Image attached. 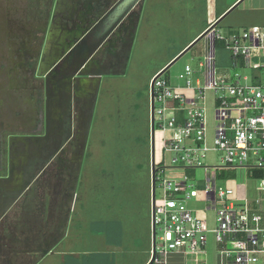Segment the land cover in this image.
I'll list each match as a JSON object with an SVG mask.
<instances>
[{
  "label": "rangeland",
  "instance_id": "374dc122",
  "mask_svg": "<svg viewBox=\"0 0 264 264\" xmlns=\"http://www.w3.org/2000/svg\"><path fill=\"white\" fill-rule=\"evenodd\" d=\"M49 1L0 0V175L9 174L10 179L12 175L16 176L20 172L13 169L10 162L13 153L17 154L20 148L13 150V141L19 138H9V136L37 133L36 124L38 125L39 118H43L44 106L40 105V97L44 99L45 88L44 85L37 83L36 77L48 79L56 75L58 69L62 71L60 69L62 63H60L56 68L48 70L45 75L39 74L46 58L44 49L51 27L49 26L47 36L45 35L46 39H43V46L42 43L40 44L42 37L39 32L41 33L43 28L39 26L41 23L39 19L43 17L40 14L43 15L46 7L50 8L47 6ZM50 3L51 8L53 7V19L50 25L54 23V29H57L59 35L57 34L56 38L50 41L49 56L54 54L53 47L57 44L56 41L62 40V0H51ZM174 4L175 0H143V4L140 5L141 17L133 42L127 51L126 62L121 65L123 66L121 69L126 72L125 75L106 77L94 101L92 114L79 112V116H76L77 121L73 120V124L69 126L72 138H68L71 150L66 156V163L72 162L73 158L75 161L74 148L76 151L79 148L83 154L78 160L82 158L84 164L82 173L79 172L80 176L78 175L76 180L74 177L78 172L74 170L62 172L60 179L62 184L65 181L68 187L75 182L78 189L75 190L76 195L74 191L68 190L67 196L66 193L62 196L64 198L74 195L73 199L62 200V217L57 220L61 223L60 228L55 230L56 225L51 227L53 229L50 235L55 242L50 246L53 247L58 242L60 244L51 251L52 253H45L46 250L40 245L42 236L39 235V231H42L39 228L42 216L36 214L33 217L38 224L33 226V235H30L35 242V250L26 251L27 248L32 247L30 237L26 249L25 244L11 249L5 243L2 247L0 245V264H26L27 261H32V264H142L143 261H147L149 245L146 246L143 242H130L133 235L129 233L132 223L136 222L138 225L139 218L144 216L149 199V164L152 155V129L148 115L149 83L151 77L169 61L172 55L200 32L202 29L200 24L203 22L200 13H190L181 10L179 6L175 8ZM246 18L239 11L232 13L220 25L221 34L226 37L242 35L248 29H243V25L239 26L237 22L241 20L243 23ZM259 19H264V16H260ZM37 20L39 21L36 23ZM258 24L264 26L262 20H259ZM205 45L204 38L169 68L162 78L169 79L175 86H181L184 83L178 76L184 71L185 66L189 65L199 72L198 78L204 86L205 81L201 72L203 68L200 63L204 62L206 57ZM39 53L38 61L36 59ZM253 55L255 74L264 83V50L253 51ZM216 57L217 76L224 78L230 85L235 84L238 79L236 73L241 74L242 71L232 66L231 54L219 45ZM35 65L36 73L33 69ZM53 87L57 89L55 84ZM47 92L48 90L46 94ZM53 92L56 95L55 90ZM183 94L191 96L192 92L184 90ZM215 99L214 91H206L205 118L209 146L213 143L216 123H221L219 113H215L217 107ZM88 101L90 100H87L86 104ZM27 116L31 120L23 123ZM165 132L169 137L171 131L167 129ZM162 139V132L156 129V165L159 167L163 162L162 167L168 166L163 169L161 177L168 180H182L188 177L190 182L197 183L199 190L203 189L206 173L201 169L172 168L171 160L174 153L164 150ZM31 140L35 142L39 139L33 137ZM21 142H28V138H21ZM219 155L208 153L202 162L205 166L220 165L217 157ZM1 164H4L5 168ZM257 171L252 170L246 174L244 170L235 172L223 169L218 170L215 176L218 186L223 189L233 187L236 190L238 187V195L243 192V195L245 193L250 200H253L259 195L264 196L256 190L261 184V179H255L253 176ZM31 172L35 177L38 174ZM52 174L54 175L53 171L46 172L37 180L45 196L53 195L55 190L56 178H53ZM7 181L9 178L5 184L0 183V189L5 187L7 193L13 190L16 184L19 185L21 192L28 189V185L25 184L29 181V177L25 175L16 184L15 180L10 184ZM37 194L40 193L35 191L33 195L38 196ZM76 197L77 214H75ZM187 204L190 208L206 214L207 226L210 230L217 227L216 214L214 211H206L207 206L202 193H200V201L194 199ZM110 225L117 230L115 231L117 235L107 234L106 230ZM125 228L127 233L123 235ZM19 232L17 234L24 238L22 234L26 231L19 230ZM132 233L135 235L137 230ZM15 234L11 235L13 240ZM59 237L63 241H59ZM110 245H118L121 248L113 251ZM47 246L46 244L45 247ZM141 247H147L148 252L144 253ZM219 250L221 247L218 246L215 235L208 234L204 255L182 256V259L174 256L173 264H218Z\"/></svg>",
  "mask_w": 264,
  "mask_h": 264
},
{
  "label": "built area",
  "instance_id": "2783aa9c",
  "mask_svg": "<svg viewBox=\"0 0 264 264\" xmlns=\"http://www.w3.org/2000/svg\"><path fill=\"white\" fill-rule=\"evenodd\" d=\"M208 38L212 46L207 48L205 60L200 63L204 86L195 78L199 72L190 66L178 76L183 86H174L158 74L151 80L150 107L153 90L155 126L161 132L171 131L169 137H163L164 150L174 153L171 167L204 169L208 175L204 188L199 190L197 183L190 182L188 177L163 179L161 173L168 166L159 164L155 200L152 198L156 242L147 264H167L166 257L171 253L204 255L208 234H214L221 247L218 264H264V196L253 200L240 196L238 187L236 190L218 186L215 176L223 169L244 170L246 174L264 170V83L247 72L254 69L253 51L264 50V26L228 37L212 30ZM216 39L225 42L231 57L242 65L235 84L230 85L217 76ZM184 90H191L192 95H184ZM206 91H214L215 113L221 118V123H216L211 146L206 135ZM208 153L220 154L217 156L220 165L205 166L202 160ZM256 190L264 194V180ZM200 193L206 211L216 214L215 229L208 228L203 211L187 204L194 199L200 201Z\"/></svg>",
  "mask_w": 264,
  "mask_h": 264
},
{
  "label": "crops",
  "instance_id": "0c3cea01",
  "mask_svg": "<svg viewBox=\"0 0 264 264\" xmlns=\"http://www.w3.org/2000/svg\"><path fill=\"white\" fill-rule=\"evenodd\" d=\"M142 4H143V0H62V29L64 30V26H65L66 29L71 32L75 30L74 35L82 36V38H87L88 34H90V32H93L91 35L95 45L92 44L93 45L92 47L93 48L96 47L95 51H91L90 48L88 49V53H90L91 56V61L88 63L86 68L83 69L84 75H82V77H79L77 79V83L75 84V92L78 98L81 100L80 101L81 103L89 96H92V98L97 97L98 91H100L101 86L106 77L108 76L120 77L125 75L126 72L121 69L123 67L121 66V63L117 65L115 64V62H113V60L115 59L114 54L109 55V48L108 47L106 48L107 44L105 43L114 35H116L115 47H117L119 51L122 50V54H121L123 56L122 60L126 62L127 51L133 42V37L135 36V31L138 26V22L140 21V17H141L140 5ZM176 6H179L181 10H185L190 13H200L201 19L203 20V22L200 24V28L202 29L197 35H195L192 39H190L186 43V45L183 46V48H181L180 50H178L177 53L172 55L169 61L165 65H163L151 77L149 83V91H150L151 80L157 74L162 72L164 68L167 66L164 71V73H166L167 70H169V68H171L182 56H184L190 49H192V47H194L200 40L205 38L206 51L207 48L211 49L212 42L208 38L209 32L211 30H215L219 34H221L222 32L219 29L220 25L224 20H226L230 15H232V13L239 11L242 15H245L247 17L246 20L243 21V23L241 20L237 22L239 26L243 25L242 26L243 29H251L252 27L260 26L258 24L259 20H262V22H264L263 21L264 19H259L260 16H264V14H260V13H264V0H175L174 7L176 8ZM80 7H81L80 9L81 11L79 12V14L74 15L72 18L64 19V13L66 10L69 9L75 12ZM133 12L135 13L132 16ZM95 27H97V29L93 31ZM197 38L198 40H196ZM195 40L196 42H194ZM191 44L192 46L189 47ZM187 47H189L190 49L189 48L186 49ZM185 49H186V53L178 57ZM80 50L82 52L84 51V48H81ZM112 50H116V49L114 48ZM113 52L114 51H112V53ZM97 54L99 55L97 56ZM96 56L99 59H110V60L112 59L110 67H108L106 70H102L101 69L102 62L101 60H96ZM232 64L234 68H240L242 66L239 60L234 61ZM118 70H120V72H118ZM247 72L250 74V76L257 77V74H255L256 70L249 69L247 70ZM163 74L161 76H163ZM195 76L197 77L196 79H198V73ZM166 80H168V82L171 83L169 79ZM171 84L173 85V83ZM186 92L188 91L186 90ZM148 115H149V125L151 127L150 92H149ZM162 134L163 137L167 136L166 132H162ZM155 161H156V155H155ZM83 164L84 161L81 165V173H82ZM156 168L158 169L159 167H157L156 165ZM201 170L206 173V178L203 180L205 183L208 172L204 169ZM76 189H78V186H76ZM240 196H247V195L245 193L243 195V192H241ZM59 198L60 197H57L56 199V197H53L51 199L47 195L46 196L44 195V197L41 198L35 195H31L30 198L26 200V205H22L20 204L17 196L6 195L4 197L2 195L0 197L1 247L5 243L8 244V247H11V249L17 247V245L19 246L25 244V249H26V246H28L26 244L27 242L29 243V237H30L32 247L31 249L27 248L26 251L30 250L31 252H33L35 250L34 248L35 242L30 235H33L32 234V232L34 231L33 226H35V224H38L36 219H34L33 217V215L37 214L42 216L41 220L39 221V225H40L39 228L42 229V231H39V235L42 236L40 242L41 248L43 250H46L45 251L46 254L47 252L53 251L54 248L60 244L58 242L55 243L53 247L50 246L51 243L55 242L53 241L54 239L53 236L50 235L51 229H53L51 227H54L56 225L54 228L56 230L59 229L61 225V223L57 221L59 217H62V200ZM148 198L149 199L146 205V212L144 216H142V218H139L140 221L138 225L136 224V222L132 223V225L130 226L131 233H129L133 235L132 240L130 239V242L132 241L133 243L135 241L136 243L143 242L144 244H146V246L149 245L148 259L147 261H143L142 264L148 263L151 257V249L153 246L151 159L149 164ZM76 209H77V197L75 204V212H76L75 214L78 213ZM24 217H26V219H24ZM20 219L22 220V225L19 224ZM136 226H138L139 228H137ZM126 229L127 228L124 229L125 234L123 235H126L127 233ZM19 230H21V232L26 231L24 232V234H22L24 238L20 237V235L17 234L20 233ZM136 230L137 233L134 235L132 232ZM106 231H108L107 232L108 235L114 236V234H116L115 231L117 230H115L112 227V225H110ZM12 234H15L14 240L11 237ZM138 237L139 239L137 240ZM58 240L63 241L61 240L60 237L58 238ZM45 243L48 245L47 247H45L46 245ZM110 247L112 248L113 251L121 248V246L118 245H110ZM141 250L144 251V253L148 252L147 247H141ZM174 256H178L179 258H181L182 256L187 257L184 254H174V255L169 254L166 257L167 264L174 263L173 261ZM16 261L19 262L18 260ZM26 264H32V261L31 262L27 261Z\"/></svg>",
  "mask_w": 264,
  "mask_h": 264
},
{
  "label": "flooded vegetation",
  "instance_id": "af4514ba",
  "mask_svg": "<svg viewBox=\"0 0 264 264\" xmlns=\"http://www.w3.org/2000/svg\"><path fill=\"white\" fill-rule=\"evenodd\" d=\"M51 1V0H50ZM47 3V6L50 8L48 9L46 7V10H44L43 15L40 14L41 17L39 20L41 21L40 25L41 33L39 32V35L42 37V42L46 39L48 28L50 26V23L53 19V7L51 8V3ZM81 7L76 10L75 12L73 10H66L64 13V19L72 18L74 15L79 14ZM62 13V12H61ZM135 12L132 13V16ZM35 21L36 23L39 21ZM97 27L94 28L93 31H95ZM211 32V31H210ZM209 32V33H210ZM93 32H90L88 34L87 38L80 43V45L83 47L85 44L87 45L88 49L90 48L91 51H95L96 47H92L95 45L92 34ZM46 35V36H45ZM45 37V38H44ZM44 39V40H43ZM116 35H114L112 38H110L105 44H107L106 48H109V55L114 54L115 59L113 62L115 64L121 65L123 64L122 60V50L119 51L116 45ZM44 46V43H42ZM93 44V45H92ZM42 46V47H43ZM81 47V48H82ZM98 48V47H97ZM116 50H112V49ZM93 49V50H92ZM80 49L78 51H72L71 53H68L66 57L62 60V71L59 69L56 72V75L51 76L50 78H37V83H40L44 85L45 88V96L44 99L40 97V105L43 104L44 106V114L43 118H39L38 125L36 124V127L38 126L37 133L32 134H26V135H11L9 138L12 137H18L19 139L13 141V150L20 148V151L17 152V154L13 153V159L11 162V167L15 170L20 171L18 175L13 176L10 179L9 174L8 175H0V183H4L9 178V181H7L9 184L15 180V184L21 180V177L25 175L26 177H29V181L26 182L25 186L28 185V189L24 192H21L19 189V185L16 184L14 186L13 190H9L10 192L7 193V190L5 187L0 189L1 195L4 197L6 195L11 196H17L20 204L26 205V200L30 198L31 195L35 194V191L40 193L37 194V197H44V194L42 193V189L38 183V178L41 177L44 173H48L50 171L54 172L53 178H56L55 185H54V192L53 195H48L51 199L53 197H60L61 200H70L73 199L74 195L72 197H62L68 190L74 191L76 190L77 184L74 182L71 186L69 185L67 187L65 181H63L62 184V172H68L71 170H74L75 172H78L76 175L75 180L78 179L77 176L79 172L81 173V165L83 163L82 158L78 160V157L80 158L82 156V150L78 148L76 151V148H74L73 155L76 156V159L74 161V158L71 159L72 162L66 163L67 159L66 156L69 154V151L71 150L70 142L68 140L69 137H71V134L69 131V126L77 121L76 116H79V112H83L84 114L87 113V115L92 114L93 107H94V101L96 97L92 98V96H89L87 99L83 100L81 103L80 99L76 95L75 92V84L77 83V79L80 77V73L78 72V57L80 56ZM112 51H114L112 53ZM102 52V50H101ZM101 54V53H100ZM36 60L39 61V56ZM99 54H97L98 56ZM96 56V60H101L102 62V70H106L108 67H110L112 59H99ZM71 57V59H70ZM38 61L36 63H38ZM113 64V63H112ZM36 65L33 67L34 73H36ZM51 80V81H50ZM57 86L58 91V99L56 100V95L53 92L54 84ZM48 84V85H47ZM72 88V90H70ZM48 90V94H46V91ZM88 101V104H86V101ZM94 102V103H93ZM30 117L27 116L26 119H24L22 122L26 123L30 121ZM33 137L38 138L39 140H36L35 142L31 140ZM21 138H28V142H21ZM72 138V137H71ZM23 141V140H22ZM32 141V142H31ZM19 144V145H18ZM32 144V145H31ZM10 145V144H9ZM4 153V151H3ZM3 168H5L4 164ZM25 167V169H24ZM24 169V171H23ZM34 171L35 173L38 172V174L35 175L31 172ZM58 172V174H56ZM32 174V175H28ZM51 175V176H52ZM46 178V177H45ZM25 180V178H24ZM32 180V182H30ZM74 180V181H75ZM30 183V184H29ZM16 187V188H15ZM69 188V189H68ZM31 194V195H29ZM67 196V193H66ZM1 197V196H0ZM22 223V220L20 219L19 224ZM21 261V260H20Z\"/></svg>",
  "mask_w": 264,
  "mask_h": 264
},
{
  "label": "water",
  "instance_id": "95a60500",
  "mask_svg": "<svg viewBox=\"0 0 264 264\" xmlns=\"http://www.w3.org/2000/svg\"><path fill=\"white\" fill-rule=\"evenodd\" d=\"M49 29V36H48V41L47 44L45 45L44 49V55L46 56L43 66H41L43 69L42 71L39 72L41 75H45L48 70L51 68H56L60 63H62V60L66 57V54L71 53L72 51H78L81 49L80 43L83 42L86 38H82V36H75L74 31H69L66 29L64 26V30L62 29V40L59 41L57 40V44L53 47V55L49 56L50 54L48 53V48L50 41L52 39H55L58 31L57 29H54V23L50 25ZM59 35V34H58ZM82 39V40H81ZM59 41V44H58ZM55 42V41H54ZM191 47V46H190ZM84 48V51H80V56L78 57V70L80 73V77H82L83 72L88 65V63L91 61V56L90 53H88V48L86 44L82 47ZM190 49V48H189ZM184 53H186V50L180 55L182 56ZM179 56V57H180ZM71 59V57H70ZM61 61V62H60ZM166 69V68H165ZM165 69L158 74V76H161ZM56 92V100L58 99V91L55 89ZM151 129H152V155H151V176H152V198L153 201L155 200V189H156V173H157V168H156V161H155V117H154V103H153V90L151 93ZM155 242H156V228L155 225L152 227V243H153V249L155 250Z\"/></svg>",
  "mask_w": 264,
  "mask_h": 264
},
{
  "label": "trees",
  "instance_id": "16d2710c",
  "mask_svg": "<svg viewBox=\"0 0 264 264\" xmlns=\"http://www.w3.org/2000/svg\"><path fill=\"white\" fill-rule=\"evenodd\" d=\"M222 46V47H224V49L227 51V52H229L228 50H227V48H226V44H225V42H223V41H221V40H219V39H216L215 40V49L217 50V47L218 46ZM232 59H233V57H232ZM216 60H217V58H216ZM234 61H237V60H235V59H233V62ZM232 66H233V64H232ZM155 129H157V126H155ZM254 178L255 179H261V180H264V170H258L254 175Z\"/></svg>",
  "mask_w": 264,
  "mask_h": 264
},
{
  "label": "clouds",
  "instance_id": "9594fccd",
  "mask_svg": "<svg viewBox=\"0 0 264 264\" xmlns=\"http://www.w3.org/2000/svg\"><path fill=\"white\" fill-rule=\"evenodd\" d=\"M150 110H151V108H150Z\"/></svg>",
  "mask_w": 264,
  "mask_h": 264
}]
</instances>
